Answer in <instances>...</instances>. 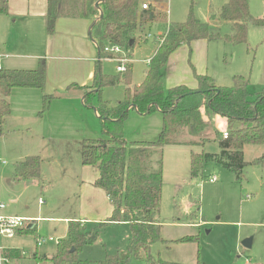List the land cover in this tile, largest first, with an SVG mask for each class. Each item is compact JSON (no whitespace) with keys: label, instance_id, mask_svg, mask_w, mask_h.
Wrapping results in <instances>:
<instances>
[{"label":"rangeland","instance_id":"obj_1","mask_svg":"<svg viewBox=\"0 0 264 264\" xmlns=\"http://www.w3.org/2000/svg\"><path fill=\"white\" fill-rule=\"evenodd\" d=\"M227 0H168L166 11L168 19L175 22L186 21L192 12L202 22L210 20L211 13L219 14L221 6ZM3 7V0H0ZM251 13L264 19V0H250ZM221 35L228 31L226 23L216 28ZM168 24L154 21L143 33L128 54L127 69L132 64V84L142 82L146 68L154 58L157 43L166 33ZM145 38L147 40H145ZM2 35L0 34V44ZM145 41H144V40ZM247 45H229L223 38L214 39L200 46H193V51L186 49L169 57L168 63L161 68L164 89L183 79L190 62L196 71L215 78L216 84L230 86L236 74L250 76L252 92L256 91L259 73L260 55L257 52L264 43V25L250 24ZM126 52V48H124ZM184 61V65L182 62ZM12 61H3L5 68ZM116 61L105 57L102 71L105 74L124 76L119 72ZM62 94L52 102L51 114L58 113ZM125 97V84L104 87L101 95L92 96L88 117L84 112L80 116L69 115L60 111L61 118L50 120L49 112L42 122L35 120L29 128L5 123L4 134L0 136V156L7 165L0 166V200L7 207L5 214H19L33 224L26 226L14 237L0 236V245L4 248H17L22 258L12 259L10 264H50L48 260L34 261V254L44 258L53 256L57 251L56 242H48L37 247V238L54 236L66 239L69 224L77 222L80 216L79 204L75 203L74 187L78 172V150H73L66 143L78 144L84 137L107 138L102 130L100 119L93 115L94 108L101 100L113 105ZM64 104V103H63ZM67 110L66 107H63ZM87 110V109H86ZM50 114V115H51ZM162 126L160 113L141 116L135 109H130L123 123V137L128 141L156 140ZM214 127H207L200 134L201 140L189 139L186 143L169 144L163 151L164 186L159 221L162 234L170 240L194 235L199 241L171 242L167 248L161 243L154 247L163 259L194 264L199 259L205 264H264V145L248 144L245 159L248 164L243 176L238 179L236 173L217 162H208L197 176L192 175L191 156L193 153L220 152L218 137L226 130L224 119ZM76 141V142H75ZM192 141V142H190ZM76 147V146H75ZM39 155L42 159L40 177L29 179L41 184H24L13 179L15 164L29 155ZM75 154H77L75 156ZM68 159V162L66 161ZM58 161V164L55 162ZM66 162V163H65ZM68 163V165H67ZM215 177L214 182L210 181ZM22 179L20 181H26ZM16 201V202H15ZM67 220V221H66ZM107 221V220H106ZM103 221H87L88 229L99 226ZM26 229L35 232L23 234ZM131 237L128 223H107L98 229V237L92 244H86L78 251L76 262L71 264H99L110 254L126 252ZM246 238L252 239V246L243 245ZM50 258V257H47ZM48 262V263H47ZM4 264H7L4 262ZM70 264V263H62ZM130 264H147L146 258H133Z\"/></svg>","mask_w":264,"mask_h":264},{"label":"trees","instance_id":"obj_2","mask_svg":"<svg viewBox=\"0 0 264 264\" xmlns=\"http://www.w3.org/2000/svg\"><path fill=\"white\" fill-rule=\"evenodd\" d=\"M3 1L0 12L7 11V0ZM167 3L168 0H48L49 33L54 31L56 19L60 16L91 18L94 21L91 38L98 45L101 59L110 57L104 52L106 44L132 49L131 41L138 38L137 33H141L146 23L161 20L167 22L168 27L157 43L155 56L140 84H132V64L126 68L124 76L121 73L112 75L103 73L102 60H98L94 81L82 86L84 102L90 106L92 96L101 95L104 87L120 82L125 84L123 100L114 105L101 100L95 107L107 138H84L81 148L82 163L98 170L95 184L109 196L113 212L106 222L91 229L81 221L71 222L68 236L58 242L56 253L50 258L41 259L35 253V262L74 263L78 251L96 241L101 226L124 222L131 228L127 251L109 254L99 264H130L133 258L142 257L146 258L147 264H190L163 259L160 252L154 251L159 243L169 248L171 242L175 241H199L194 235L170 240L162 234L159 214L164 186L165 146L186 143L187 138L199 137L209 126L211 117L221 115L227 119L228 136L218 137L220 152L193 153L191 172L197 176L206 163L217 162L241 179L248 164L244 147L248 144L264 145V90L256 94L251 92L250 76L234 75L232 85L223 87L208 74L196 75V89L180 84L165 91L161 74V68L167 65L173 52L197 39L223 38L229 45L246 44L249 49V25H264V19L256 18L251 13L249 0H227L219 14L211 13V23L200 21L192 12L186 21L175 22L168 19L167 8L160 7ZM143 4H148V8H143ZM215 19L228 23V31L224 35L219 29L214 31L212 25L216 24ZM46 76L44 60L35 69L0 70V136L4 134L3 127L11 113L9 96L12 89L35 87L44 90ZM56 98L57 94L44 92L40 113H45ZM130 109L137 110L141 115L161 114L162 126L156 140L128 141L123 137V123ZM263 159L264 155L261 157ZM41 162L39 155L27 156L15 164L14 178L37 180L41 176ZM30 231L26 229L23 234ZM2 256L14 260L22 258V253L17 248H4ZM194 264L205 263L198 259Z\"/></svg>","mask_w":264,"mask_h":264},{"label":"crops","instance_id":"obj_3","mask_svg":"<svg viewBox=\"0 0 264 264\" xmlns=\"http://www.w3.org/2000/svg\"><path fill=\"white\" fill-rule=\"evenodd\" d=\"M48 5V0H7V11L0 12V34L2 35L0 44V62L2 67L4 69H35L39 66L40 61L44 60L47 69L44 90L35 87H15L12 89L9 96L11 113L7 117L6 123L9 122L14 125L16 123V126L22 125L29 128L30 124L35 123V120L39 118L43 122L46 117V113L49 112L51 114L50 111L52 110L51 105L45 113H40L42 110V97L44 92L62 94L59 97V101H64V104L62 103L59 105L60 111H68L69 115L74 116H80L84 112H86L84 115L87 117L90 115L88 114V109H90L91 106L85 104L82 95L83 90L81 88L82 86L89 85L94 81L97 62L98 60H102V62L104 60V58L101 59L99 56L97 43L91 38V30L94 21L91 18L81 16H60L56 19L54 31L49 33ZM167 6L168 4H162L160 7L167 8ZM211 21L213 20L210 18L208 22L211 23ZM214 22H216V28H219L220 24L226 23L218 21L217 19H215ZM151 24L152 23H146L142 26V31L141 33H137L139 35L132 44L133 46L138 40L143 38V33ZM226 26L229 27L228 23H226ZM210 41L212 40L197 39L192 41L190 44H183L170 56L178 52H183L184 54V50L186 49L191 52L193 51V46H200L202 42L208 43ZM257 52H259L260 55V62L258 66V79L256 85L254 86L257 92H253L255 94L264 90V43L262 47L257 50ZM9 60L13 63L5 68L2 62ZM182 64L184 65V61ZM190 64L191 67L187 66L183 79L173 83L170 88L180 84H184L191 89L197 88L198 82L196 75L208 74L205 73L207 67H202L200 70L201 72H198L195 70L196 67L194 68L193 62H190ZM140 83H137L136 85ZM251 86L252 85L250 83L249 89L252 92ZM56 100L57 99L54 101ZM63 107H66L67 110ZM60 111L54 115L49 114L50 120L55 118L56 115L58 119H62ZM93 115L99 118V113L95 110V108ZM222 119H224L227 129V119L221 115L212 116L208 127H214L216 132L219 134L215 125ZM198 138L201 140L200 136ZM82 140H79L78 144H75L76 147L74 144L68 142L66 143V146L70 147L69 157L72 156L74 149L75 151L78 150V157L76 158L78 160L77 167L79 174L77 175V180L75 182L77 187H74L73 194L75 200L73 201L79 204V208H76L79 211L80 216H82L79 221L86 226V222L88 220H100L106 222L113 212V204L106 192L95 184L99 176L98 170L95 167L85 166L82 163ZM76 155L77 154H75V156ZM66 161L68 162V159ZM7 164L6 160L5 162L0 161V166H5ZM55 164H58V161H56ZM13 179L24 184H41V182L38 181H20L19 179H15L14 176ZM0 202L6 204L1 200ZM6 207L4 209H0V213L5 216H10L4 213ZM14 215L19 216V214ZM29 222L30 221H27L23 228H26V226L32 227L33 224H29ZM17 234H19V232H16L15 235ZM38 238H40V235ZM54 238L57 239L56 237ZM60 240L61 239H58L57 242L55 240L48 242H56L58 244ZM37 247H39V245H37ZM2 249H4V247H2ZM45 257L51 256L45 254ZM11 261L12 259H9L7 264H10Z\"/></svg>","mask_w":264,"mask_h":264},{"label":"built area","instance_id":"obj_4","mask_svg":"<svg viewBox=\"0 0 264 264\" xmlns=\"http://www.w3.org/2000/svg\"><path fill=\"white\" fill-rule=\"evenodd\" d=\"M143 8H148V4H143ZM124 48L117 44H106L104 47V52H106L110 57L109 59H112L118 63L117 70L119 72H124L127 68V61H128V54L130 52L129 48H126V52L124 51ZM2 65L0 62V70L2 69ZM224 137L228 136V132L225 130L223 133ZM0 161L5 162V160H2L0 157ZM216 178L212 177L210 181H215ZM6 207V204L0 202V209H4ZM29 221L27 218L22 216H16V215H10L5 216L0 213V236H6V237H12L16 234V232L25 226V223ZM58 241L54 237H40L37 240V245H43L44 243L48 241ZM8 262V259L4 258L2 256V247L0 246V264H4Z\"/></svg>","mask_w":264,"mask_h":264},{"label":"water","instance_id":"obj_5","mask_svg":"<svg viewBox=\"0 0 264 264\" xmlns=\"http://www.w3.org/2000/svg\"><path fill=\"white\" fill-rule=\"evenodd\" d=\"M96 6H99V2L96 3ZM134 43V40L131 41V44ZM243 245L247 246V247H251L252 246V239L251 238H247L243 241Z\"/></svg>","mask_w":264,"mask_h":264}]
</instances>
